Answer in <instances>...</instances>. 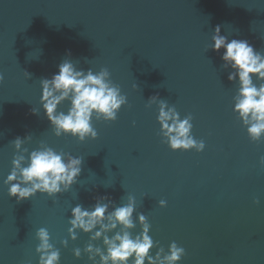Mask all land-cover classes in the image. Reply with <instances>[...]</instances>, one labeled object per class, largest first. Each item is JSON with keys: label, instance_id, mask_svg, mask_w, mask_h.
<instances>
[{"label": "water", "instance_id": "95a60500", "mask_svg": "<svg viewBox=\"0 0 264 264\" xmlns=\"http://www.w3.org/2000/svg\"><path fill=\"white\" fill-rule=\"evenodd\" d=\"M216 26L264 54V0H0V264H38L40 228L59 264H99L85 249L106 251L103 238L77 229L72 239L69 220L75 206L91 209L100 197L109 212L133 198L128 231L141 232L142 213L153 256L163 259L174 241L185 249L179 264H264V134L253 140L233 110L240 84L228 80L223 50L211 49ZM65 59L77 70L106 68L126 96L115 121L93 115L95 139L55 135L40 103L41 80ZM161 101L191 118L202 152L169 148ZM26 136L17 150L11 142ZM45 148L83 158L77 182L18 203L5 184L12 161L23 155L27 166Z\"/></svg>", "mask_w": 264, "mask_h": 264}, {"label": "clouds", "instance_id": "9594fccd", "mask_svg": "<svg viewBox=\"0 0 264 264\" xmlns=\"http://www.w3.org/2000/svg\"><path fill=\"white\" fill-rule=\"evenodd\" d=\"M211 49L217 53L223 50L220 59L225 67L231 68L228 80L238 79L240 84L233 110L248 125L249 136L253 140H259L264 134V84L257 87L252 77L264 80V54L256 51L247 40H229L227 36L221 35L219 26L213 32ZM3 79L0 74V82ZM40 83V103L55 135H70L79 142L97 137V131L92 125L94 114L97 119L115 121L121 106L126 103V96L111 82L106 68L99 72L91 69L77 70L70 60L65 59L59 64L58 72L50 79L43 78ZM65 100L70 101V108L67 113H58V106ZM155 101L156 97H153L152 102ZM166 108V103L161 101L157 119L163 135L167 137L169 148L173 151L194 148L197 152H202L205 148L204 141H197L190 135L191 118L180 120L174 109L165 110ZM33 113L35 114V110ZM169 121L172 123L169 124ZM26 138L28 137H17L11 143L19 150ZM23 161V155L15 157L12 170L5 179L8 196L15 197L18 203L32 198L37 192L51 197L70 189L81 173L83 158L69 154L65 159V154L45 148L32 151L28 156L27 166H22ZM106 199L107 197H100L91 209L75 206L69 220L72 239H76L77 229L90 233L92 240L103 238L106 251L94 248L91 244L86 247L90 260L94 261L98 255L99 264H129L130 260L131 264H179L185 255V249L174 241L169 245V254L163 259L160 251L155 256L150 254L154 241L149 235L150 225L142 213L137 217L143 225L141 232L133 237L128 231L135 227L132 218L135 211L133 198L130 197L128 204L115 207L111 212L108 211L109 204L101 202ZM254 202L259 203L258 200ZM159 204L165 207L166 201L161 200ZM118 225L121 230L109 237L107 233L115 230ZM97 226L99 230H95ZM36 236L40 241L36 248L40 254L38 264H59V251L54 250L49 243L47 229H38ZM74 255L79 257L80 250L75 249Z\"/></svg>", "mask_w": 264, "mask_h": 264}]
</instances>
